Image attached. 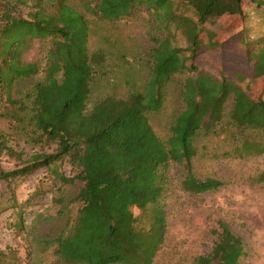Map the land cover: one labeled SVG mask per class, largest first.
Instances as JSON below:
<instances>
[{
	"label": "trees",
	"instance_id": "1",
	"mask_svg": "<svg viewBox=\"0 0 264 264\" xmlns=\"http://www.w3.org/2000/svg\"><path fill=\"white\" fill-rule=\"evenodd\" d=\"M178 3L190 6L194 17L179 12L171 0L89 1L90 13L106 21L130 18L145 5L165 35L153 38L143 90L125 97L105 96L87 110L90 84L104 53L89 54L90 29L84 14L66 0H35L24 17L16 4L0 0V116L8 118L32 143L50 149L26 155L8 145L0 132V157L15 162L11 169H0V180L26 178L46 168L53 184L59 182L54 201L60 206L56 216L64 222L55 237L43 240L53 248V264H152L166 230L164 210L158 204L169 167L176 164L184 169V191L199 194L223 184L193 174L195 140L225 133L237 157L264 150L257 140L258 133H264L263 95L253 97L237 82L200 72L194 64L202 46L215 47L220 36L231 33L230 26L213 19L243 16V0ZM178 34L184 47L178 44ZM28 39L45 40L49 48L41 77L26 88L20 86L21 81L41 71L36 62L21 60V48ZM254 69L257 77H264V55ZM172 82L180 85L183 106L164 142L147 114L161 109L165 89ZM230 97L232 105L227 110ZM64 163L73 175L60 170ZM258 180L264 182V171ZM77 181L82 185L70 202L79 205L71 216L65 188ZM132 207L142 211L152 207L149 229L137 225ZM23 224L20 217L15 227ZM218 225V241L192 264H238L243 254L240 237L225 223Z\"/></svg>",
	"mask_w": 264,
	"mask_h": 264
},
{
	"label": "rangeland",
	"instance_id": "2",
	"mask_svg": "<svg viewBox=\"0 0 264 264\" xmlns=\"http://www.w3.org/2000/svg\"><path fill=\"white\" fill-rule=\"evenodd\" d=\"M9 1L17 5L24 17L35 2ZM89 1L66 0L88 21L89 54L104 53V61L90 84L87 110H91L105 96L125 97L130 92L143 90L149 76L148 59L153 38L165 35L158 29L157 22L145 5L130 18L106 21L90 13ZM171 1L177 3L179 12L194 17L190 6L178 3V0ZM242 6L244 15L239 18L222 16L213 19L216 23L230 26L231 33L221 34V42L215 47L202 46L194 64L200 72L235 81L251 96L263 95L264 98V77H257L254 69L256 60L264 55V0H243ZM205 26L211 27V24L206 23ZM177 37L179 46L184 47L181 35ZM48 48V42L42 39H28L21 48V60L36 62L41 71L37 77L21 81L20 86L28 88L41 77ZM15 90L18 91V87ZM165 90L161 109L147 114L155 133L164 142L170 135V126L176 114L183 106L177 82L170 83ZM231 105L232 97L226 103L227 110ZM0 109L3 111V105ZM0 132L4 133L8 145L26 155L50 151L32 143L3 116H0ZM246 133L252 134L249 131ZM224 138L225 133L216 137L199 136L195 140L197 152L192 161V172L197 178L212 177L222 181L218 189L199 194L184 191L181 187L184 169L176 164L169 167L168 183L158 204L164 210L166 230L152 264H192L196 256L210 252L218 241V222L225 223L242 241L243 254L238 264H256L259 256L264 254L260 243L264 236V182L258 180L264 171V150L237 157L233 154V142ZM257 140L264 145V133H258ZM13 167L15 162L6 156L0 157V169ZM60 170L66 175H73L66 163ZM50 178L47 169L40 168L26 178L0 180V262L53 264L56 260L52 246L43 243L44 239L55 237L64 222L56 216L60 206L54 201L59 194V182L56 181L54 186ZM81 185L77 181L74 186L65 188L68 193L67 212L71 216L75 215L79 204L70 202V198ZM151 209L142 211L132 207L138 226L149 229ZM20 217L24 224L17 228L15 224Z\"/></svg>",
	"mask_w": 264,
	"mask_h": 264
},
{
	"label": "bare ground",
	"instance_id": "3",
	"mask_svg": "<svg viewBox=\"0 0 264 264\" xmlns=\"http://www.w3.org/2000/svg\"><path fill=\"white\" fill-rule=\"evenodd\" d=\"M262 234V233H261ZM261 245L262 247H264V236L261 238ZM261 247V246H260ZM259 247V248H260ZM262 250V249H261ZM259 261L256 264H264V254H262L261 256H259Z\"/></svg>",
	"mask_w": 264,
	"mask_h": 264
}]
</instances>
